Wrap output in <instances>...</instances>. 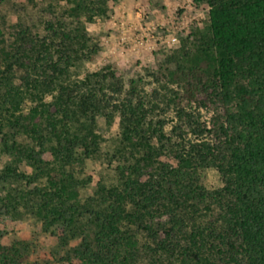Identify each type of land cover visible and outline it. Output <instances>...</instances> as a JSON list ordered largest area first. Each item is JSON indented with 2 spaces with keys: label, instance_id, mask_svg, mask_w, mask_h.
<instances>
[{
  "label": "trees",
  "instance_id": "trees-1",
  "mask_svg": "<svg viewBox=\"0 0 264 264\" xmlns=\"http://www.w3.org/2000/svg\"><path fill=\"white\" fill-rule=\"evenodd\" d=\"M65 1L71 19L107 13L104 0ZM200 1L211 15L192 33L193 50L183 44L161 67L182 88L170 134L135 95L104 99L108 75L82 97L64 84L78 38L89 48L85 27L75 36L63 18L48 26L58 44L21 31L16 51L2 47L0 219L34 214L64 256L32 258L24 242L5 243L0 232V264H264V0ZM188 106L212 110L209 125ZM109 108L121 115L117 178L86 194L91 177L78 168L102 158L93 126ZM88 115L86 134L77 127ZM211 167L221 188L203 183Z\"/></svg>",
  "mask_w": 264,
  "mask_h": 264
},
{
  "label": "rangeland",
  "instance_id": "rangeland-1",
  "mask_svg": "<svg viewBox=\"0 0 264 264\" xmlns=\"http://www.w3.org/2000/svg\"><path fill=\"white\" fill-rule=\"evenodd\" d=\"M104 1L107 13L94 15L91 21L86 15L79 19L67 17L65 11L69 5L65 0H0V26L6 31L4 38L0 36V70L6 67L2 47L16 51L14 48L17 47L15 44L19 32L26 31L29 37L38 41L56 39L54 42L58 44L61 38L54 37L48 26L64 18L66 30L74 32L75 36L79 34L77 27L80 30L85 27L89 46L84 48L81 38H78L79 43L75 46L79 52L75 54L77 56L63 78L64 84L76 88L82 97L88 91L97 90L108 75L106 83L110 84V90L109 96L104 99L112 97L113 103H120L135 95V98L144 103L148 120H152L155 125L160 121L166 122L165 129L170 134L178 123V92H182V88L165 78L162 63L183 44L193 50L198 36L192 33L199 34L205 28L210 20L211 8L200 0ZM97 10L93 7V12ZM174 36L177 40L173 42L171 39ZM61 65L64 67V61ZM11 84L14 90L21 87L19 80ZM24 88L23 86L22 89ZM118 89H122V92L116 93ZM102 96L99 93L100 99ZM47 99L52 100V95ZM30 103L28 100L24 107L28 109ZM187 109L195 113L200 111L201 120L208 125L214 116L212 110H197L195 106H188ZM115 110L109 108V114L106 112L95 115L93 133L98 135L97 141L103 155L98 160H88L78 168L80 178L91 177L84 190L86 194H94L101 185L111 186L117 178L119 162L112 154L116 153L121 115ZM90 119V115L83 117L77 128L83 129L82 132L87 134L88 129L84 130L82 125L91 126ZM94 139L93 135L89 136L90 142ZM5 160H0V170L6 167ZM22 169L25 167L22 166ZM201 175L208 188L218 189L223 186L217 168H208ZM3 187L11 186L5 183ZM5 193L6 190L3 189L2 194ZM0 232L5 243L16 240L24 242L32 258L64 256V252L59 249L58 239L45 231L42 222L30 212H23L15 217H2Z\"/></svg>",
  "mask_w": 264,
  "mask_h": 264
},
{
  "label": "built area",
  "instance_id": "built-area-1",
  "mask_svg": "<svg viewBox=\"0 0 264 264\" xmlns=\"http://www.w3.org/2000/svg\"><path fill=\"white\" fill-rule=\"evenodd\" d=\"M173 42L174 41H176L177 40V38L174 36V37H172V39H171Z\"/></svg>",
  "mask_w": 264,
  "mask_h": 264
}]
</instances>
